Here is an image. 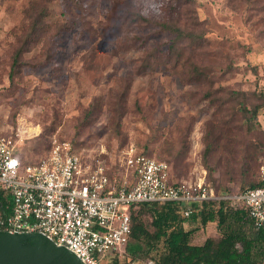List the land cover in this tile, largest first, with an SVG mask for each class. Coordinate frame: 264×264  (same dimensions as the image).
<instances>
[{
	"label": "rangeland",
	"instance_id": "rangeland-1",
	"mask_svg": "<svg viewBox=\"0 0 264 264\" xmlns=\"http://www.w3.org/2000/svg\"><path fill=\"white\" fill-rule=\"evenodd\" d=\"M139 15H173L196 37L170 59L173 36ZM261 94L264 0H0V133L27 164L69 141L119 182L134 146L167 161L173 181L235 192L263 178L264 106L253 120L241 108ZM218 235L209 224L193 242Z\"/></svg>",
	"mask_w": 264,
	"mask_h": 264
},
{
	"label": "built area",
	"instance_id": "built-area-1",
	"mask_svg": "<svg viewBox=\"0 0 264 264\" xmlns=\"http://www.w3.org/2000/svg\"><path fill=\"white\" fill-rule=\"evenodd\" d=\"M123 164L127 173L118 182L103 161L85 163L69 141L58 140L45 158L24 164L12 138L0 133V188L12 201L10 213L0 216V230L39 232L85 264H106L130 238L132 204L220 198L204 178L172 182L167 161L134 146ZM262 173L261 186L228 196L246 207L258 228H264V167Z\"/></svg>",
	"mask_w": 264,
	"mask_h": 264
},
{
	"label": "trees",
	"instance_id": "trees-1",
	"mask_svg": "<svg viewBox=\"0 0 264 264\" xmlns=\"http://www.w3.org/2000/svg\"><path fill=\"white\" fill-rule=\"evenodd\" d=\"M139 17L151 26H156L159 30L173 36V39L167 42V53L170 59L174 56L178 58L181 56L178 42L196 37L190 29L189 23H185L183 26L179 19L173 15H168L163 21L146 18L142 15ZM190 24L193 26L196 23ZM25 51L27 49L21 48L16 52L13 69L16 68L19 58ZM192 77L195 80H206V74L197 66H195ZM243 98L249 97L243 94ZM259 98H264V94H261ZM263 106L264 104H246L242 105L241 108L246 113L248 120H253L258 118L259 111ZM51 148L43 158L49 154ZM209 150L210 148L207 147V154ZM137 152L148 154L145 150ZM21 160L27 164L22 156ZM130 179L131 181L135 179L132 172ZM206 183L214 185L208 180ZM262 183V180L249 183L240 187L238 191L242 193L247 189L259 187ZM214 186L220 198L132 204L129 208L131 216L130 238L120 253L116 252L109 257L108 264H123L121 256L125 259L128 258L129 262L147 259L149 264L262 263L264 261V228H258L253 224L243 204L235 205L233 200L228 197L233 191ZM0 202L2 203L0 216L4 218L11 211L12 201L10 194L1 188ZM147 215L151 217L149 223L146 220ZM194 221L198 225L187 228V225ZM209 224H214L217 227L219 235L217 237L208 236L202 243L193 242L195 234ZM154 252L157 255H154Z\"/></svg>",
	"mask_w": 264,
	"mask_h": 264
},
{
	"label": "water",
	"instance_id": "water-1",
	"mask_svg": "<svg viewBox=\"0 0 264 264\" xmlns=\"http://www.w3.org/2000/svg\"><path fill=\"white\" fill-rule=\"evenodd\" d=\"M0 264H85L72 250L39 232L0 230Z\"/></svg>",
	"mask_w": 264,
	"mask_h": 264
},
{
	"label": "crops",
	"instance_id": "crops-1",
	"mask_svg": "<svg viewBox=\"0 0 264 264\" xmlns=\"http://www.w3.org/2000/svg\"><path fill=\"white\" fill-rule=\"evenodd\" d=\"M170 179H171V174H170ZM171 181H172V182H176V181H173L172 179H171ZM180 181H188V180H179V181H177V182H180Z\"/></svg>",
	"mask_w": 264,
	"mask_h": 264
}]
</instances>
